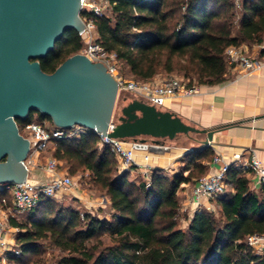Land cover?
<instances>
[{
  "label": "trees",
  "instance_id": "16d2710c",
  "mask_svg": "<svg viewBox=\"0 0 264 264\" xmlns=\"http://www.w3.org/2000/svg\"><path fill=\"white\" fill-rule=\"evenodd\" d=\"M110 2L109 14L93 18L97 42L115 52L135 80L178 72L190 86L219 85L227 80L228 46L264 41V0L243 2L236 26L233 0ZM83 47V35L68 31L40 59L43 71L53 73ZM36 117L54 125L51 118L32 112L27 120H17L19 129ZM99 140L90 131L58 140L50 151L71 174H88L90 185L110 199L111 219L43 198L21 219H10L11 226L19 228L15 245L21 252L9 255L7 264H27L46 240L61 251L56 264H264V253L247 243L252 235H264V184L253 191L248 171L232 165L225 178L229 191L211 199L215 211L197 210L183 229L176 219L178 192L210 173L214 150L194 149L183 155V166L172 177L153 170L149 182L137 183L129 172L119 174L115 154L108 147L100 149Z\"/></svg>",
  "mask_w": 264,
  "mask_h": 264
},
{
  "label": "water",
  "instance_id": "95a60500",
  "mask_svg": "<svg viewBox=\"0 0 264 264\" xmlns=\"http://www.w3.org/2000/svg\"><path fill=\"white\" fill-rule=\"evenodd\" d=\"M83 1L0 0V183L28 179L24 161L30 144L17 120H27L32 112L51 118L57 127L82 125L151 154L170 152L171 141L192 133L206 134L202 148L211 147L213 130L189 125L173 111L130 96L124 97L121 115L108 133L119 86L101 62L78 53L53 73L43 71L40 59L68 31L83 33Z\"/></svg>",
  "mask_w": 264,
  "mask_h": 264
},
{
  "label": "built area",
  "instance_id": "2783aa9c",
  "mask_svg": "<svg viewBox=\"0 0 264 264\" xmlns=\"http://www.w3.org/2000/svg\"><path fill=\"white\" fill-rule=\"evenodd\" d=\"M238 9L243 2L252 0H233ZM111 9L110 0H84L82 3L81 19L84 23L82 33L85 47L80 52L93 62H101L107 71L115 78L119 86V94L130 93L132 97L141 99L157 108H164L169 98L178 95L192 96L198 92L196 85L190 86L182 77L169 76L167 78H153L149 81H139L133 78L126 79L122 73L121 61L115 52H108L97 42L98 33L94 17H104ZM254 52L247 45H230L225 50V55L229 68L240 67L244 70H257L264 65V61L259 58V51H264V41L253 45ZM116 122L112 120L108 133L115 127ZM21 135L29 141L30 150L24 163L29 171L28 179L22 183H0V264H7L9 255H20V249L14 242L8 240L10 231V219L19 218L38 206L43 198H57L62 193L75 187L76 180L62 167V162L55 158L50 149L52 145L61 139L79 138L92 130L82 125H75L70 129H63L55 125L49 126L46 121H31L22 126ZM94 132V131H93ZM96 133L99 140V148H110L118 161V172L123 174L130 172L137 166L143 170V178L149 182L153 167L147 162L140 165L137 162V150L132 142H126L118 138H112L102 133ZM42 156L39 157V155ZM146 156L145 160L148 161ZM234 163L224 162L220 155H215L211 167L216 170L208 175L199 178L193 187L192 208L180 207L177 220L181 228H186L194 213L202 208L210 212L215 211L211 203L212 198L220 197L229 191L225 182L226 174L233 165L242 171H248L256 175L258 183L264 184V166L261 161L254 156L250 160L243 161V153H234ZM42 167L49 177L40 183H33L30 179L32 169ZM209 200L207 205L203 200ZM184 215V216H183ZM13 234L19 232V228L11 229ZM247 243L254 248L258 254L264 253V235H252L248 237Z\"/></svg>",
  "mask_w": 264,
  "mask_h": 264
},
{
  "label": "crops",
  "instance_id": "0c3cea01",
  "mask_svg": "<svg viewBox=\"0 0 264 264\" xmlns=\"http://www.w3.org/2000/svg\"><path fill=\"white\" fill-rule=\"evenodd\" d=\"M247 46L254 52L253 45ZM259 58L264 61V51H259ZM155 78H162V74ZM197 88L198 92L192 96L181 94L169 98L165 107L159 109L175 112L189 125L213 130L211 148L215 155H220L223 158L224 162L233 164L234 153L240 152L243 153V161L250 160L255 154L264 166V65L253 71L240 67L229 68L227 80L222 84L200 85ZM199 135L204 136L200 140L202 146V141L207 136L206 134ZM183 136L187 137V135ZM169 145L172 146L171 151L164 154L137 151V162L140 165L147 162L154 170H160L164 175L176 174L177 169L183 166L181 158L193 148L179 145V142ZM146 156L149 157L148 161L145 160ZM216 169L211 167L210 172ZM139 175L143 176L140 166L130 171V176L134 179ZM247 176L250 180V188L256 192L259 191L261 185L258 183L256 175L247 172ZM48 177L49 175L40 166L32 169L30 174L31 181L36 184L45 181ZM193 187V184H184L178 192L183 209L194 207L192 203ZM67 193L72 194L73 198L81 203H89L87 194L78 183L75 187L65 190L62 195ZM98 201L99 199H97ZM101 201V204H99L100 201L96 204L103 210L109 209L113 213L110 199L105 196ZM209 202V200H203L204 205ZM10 228L13 229L14 226L10 224ZM11 229L8 232V240L15 243Z\"/></svg>",
  "mask_w": 264,
  "mask_h": 264
},
{
  "label": "rangeland",
  "instance_id": "374dc122",
  "mask_svg": "<svg viewBox=\"0 0 264 264\" xmlns=\"http://www.w3.org/2000/svg\"><path fill=\"white\" fill-rule=\"evenodd\" d=\"M240 18V12L239 9L238 11H236L235 17H234V24L236 26V24L238 23ZM85 47V44H84ZM83 47V48H84ZM122 68V73L124 74L126 79H130L134 77L131 75L129 68L125 65H121ZM162 77H169V76H178V77H182L184 78L185 82L187 84H189V80L187 78H185L183 76L182 73H178V72H174L172 74H166V73H161ZM159 74V75H161ZM195 82V81H194ZM190 85V84H189ZM194 85H196V82L194 83ZM126 96H130L132 97V95L130 93H120L116 102V106L114 109V121L117 123L118 121V117L121 115V110L123 108V106L125 105V101H124V97ZM35 121H38V118L36 117L34 119ZM49 126H51V124L49 122H47ZM203 135H199V134H195L192 133L190 135L186 136H179L176 140L171 141V144H174L176 142H179V145H183L187 148H193V149H199L201 148V141L203 139ZM42 156V154L39 155V157ZM62 162V167L66 170H68V173L76 180V182L81 186V188L85 191V193L87 194V198H88V202H79L78 200L73 198V195L70 193L67 194H63L60 197L57 198H53V200L57 203L58 206H62V207H72L75 208L77 210H79L81 213H90L93 216H97L101 219H104V217H107L105 219L110 220L111 219V210L107 209V210H103L102 207H100L98 204H96L97 199H99V201L97 203L101 204V199H103L106 195L104 193L99 192L97 189H95L94 187H92L90 185V183L88 182L87 176L88 174H83L81 172L76 173V174H71L69 171V167L65 164L64 161ZM181 167H179L177 169L178 173L180 171ZM130 173V172H129ZM170 176L172 177L173 175L170 174ZM130 178L133 181H136L137 183H139L140 181H144L145 179L143 178V176L139 175L137 178H132L130 176ZM94 203V204H91ZM105 212V213H104ZM100 213V214H99ZM101 215V216H100ZM184 216V215H183ZM27 216H24V218L22 219H26ZM21 219V218H19ZM13 234V233H12ZM14 237H16V234H14ZM105 242L107 244L111 243L110 239L108 237L104 238ZM42 250L39 254H35V255H30L28 257V263L27 264H56V261L58 260L59 256L61 255V251L53 246L48 240L43 241L42 242Z\"/></svg>",
  "mask_w": 264,
  "mask_h": 264
}]
</instances>
